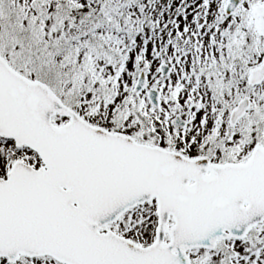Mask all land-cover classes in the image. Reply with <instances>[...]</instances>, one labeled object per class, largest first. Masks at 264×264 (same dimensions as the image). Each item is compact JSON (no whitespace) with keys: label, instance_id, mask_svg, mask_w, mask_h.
I'll list each match as a JSON object with an SVG mask.
<instances>
[{"label":"snow or ice","instance_id":"snow-or-ice-1","mask_svg":"<svg viewBox=\"0 0 264 264\" xmlns=\"http://www.w3.org/2000/svg\"><path fill=\"white\" fill-rule=\"evenodd\" d=\"M0 264H264V0H0Z\"/></svg>","mask_w":264,"mask_h":264}]
</instances>
